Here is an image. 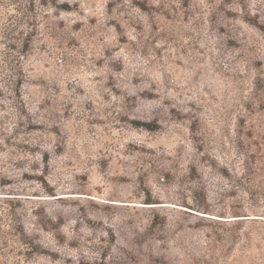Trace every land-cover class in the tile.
<instances>
[{"label": "rangeland", "instance_id": "374dc122", "mask_svg": "<svg viewBox=\"0 0 264 264\" xmlns=\"http://www.w3.org/2000/svg\"><path fill=\"white\" fill-rule=\"evenodd\" d=\"M214 256L264 264V0H0V264Z\"/></svg>", "mask_w": 264, "mask_h": 264}, {"label": "trees", "instance_id": "16d2710c", "mask_svg": "<svg viewBox=\"0 0 264 264\" xmlns=\"http://www.w3.org/2000/svg\"><path fill=\"white\" fill-rule=\"evenodd\" d=\"M141 123V125H144V126H146V127H150V123H148V122H140ZM149 203H156V202H149ZM197 208H201V209H203V211H201V210H198L199 212H203V213H208V214H210V210H208L207 208H204V207H202V206H196ZM240 216V218H238V219H236L237 221H243V220H250V219H257V218H251V217H249V216H246V215H239ZM238 216V217H239ZM223 221H227V220H223ZM154 223H156V222H153L152 224L153 225H155ZM238 223H241V222H238ZM219 227H220V225H219ZM223 231H226V229L224 228L223 229ZM226 232H222V233H220V232H218L217 230L215 231V234H214V241H215V243H216V245H215V247H217V245H221L222 247H225L226 245H227V243L229 242V241H231V239L234 237L232 234H228V233H226ZM227 242V243H226ZM211 246H212V244H211ZM217 260V258H216V256H214L213 257V260H212V263L211 264H214V262ZM202 262H207L208 264H210V261L208 262V261H205V260H202Z\"/></svg>", "mask_w": 264, "mask_h": 264}]
</instances>
